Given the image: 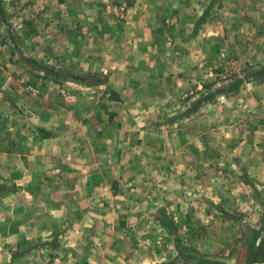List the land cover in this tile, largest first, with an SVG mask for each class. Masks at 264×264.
<instances>
[{
  "label": "rangeland",
  "instance_id": "1",
  "mask_svg": "<svg viewBox=\"0 0 264 264\" xmlns=\"http://www.w3.org/2000/svg\"><path fill=\"white\" fill-rule=\"evenodd\" d=\"M263 65L264 0H0V264H264Z\"/></svg>",
  "mask_w": 264,
  "mask_h": 264
},
{
  "label": "trees",
  "instance_id": "2",
  "mask_svg": "<svg viewBox=\"0 0 264 264\" xmlns=\"http://www.w3.org/2000/svg\"><path fill=\"white\" fill-rule=\"evenodd\" d=\"M254 75H256V76H258V77H262V76H264V65H263V67L259 70V71H256L255 73H254ZM242 82V80L241 79H239L238 81H236V83L234 84V85H232V86H235V85H237V84H239V83H241ZM222 89H219V91H221ZM3 188V186L2 185H0V190Z\"/></svg>",
  "mask_w": 264,
  "mask_h": 264
}]
</instances>
